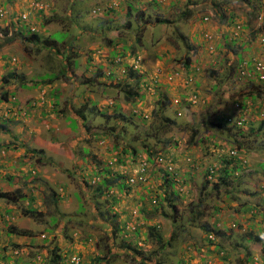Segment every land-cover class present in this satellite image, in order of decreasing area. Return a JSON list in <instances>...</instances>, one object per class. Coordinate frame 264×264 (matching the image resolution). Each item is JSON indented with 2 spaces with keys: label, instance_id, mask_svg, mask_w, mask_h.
Returning a JSON list of instances; mask_svg holds the SVG:
<instances>
[{
  "label": "rangeland",
  "instance_id": "obj_1",
  "mask_svg": "<svg viewBox=\"0 0 264 264\" xmlns=\"http://www.w3.org/2000/svg\"><path fill=\"white\" fill-rule=\"evenodd\" d=\"M80 2L83 7L81 13L86 16L75 24V17L61 20L68 12L64 0H0V11L7 15L5 19L0 17V91L6 87L2 76L14 71L17 79H10L9 82L13 86L19 84L22 76L30 80L33 75L35 77L45 71L59 73V70L64 72L68 69L74 76L73 80L82 83L100 73L102 86L97 91L89 90L92 100L106 113H112L113 104L117 103L121 112L132 121L121 125L123 129L112 123L116 126V138L90 137L87 145L76 139L79 131L71 129L69 121L55 116L48 106L32 107L28 103L27 109L24 108L23 99L38 100L43 96L44 89L47 91L50 86L17 90L16 103L11 106L0 100V120L13 118L7 121V131L0 129L1 148L3 143L5 145L10 141V134L14 132L22 134L23 140H27L16 157L9 152L4 159V154H0V182L1 179L5 182L0 187V193L7 191L16 196L20 193L25 195L17 204H9L12 208L8 213L1 211L0 229L5 239H0L4 244L0 246V264H49L56 248L62 256L58 264H75L70 262V258L77 264H98L96 260L103 254L109 257V264H151L141 262L142 257L148 256L150 262L158 261L159 264H250V260L253 264H264V133L260 127L264 119V81L240 77L239 65L236 64L237 56L264 64V40L259 35L264 31V0H166L159 9L152 8V2L147 0H119L120 8L107 10V13L94 11L98 6L118 5V0ZM53 8L56 11L54 22L42 26L44 18L53 15ZM127 10L130 14H126ZM185 12L190 15L184 17ZM205 16L209 17L207 22L204 21ZM160 19L170 22L159 23L154 28L147 27V21ZM8 20H13L18 27L27 24L31 32L38 30L46 34L47 30L66 29L71 36H81L60 44V52L70 53L68 65L63 66L59 57H54L47 50L39 51V47L30 44L26 47L19 35L8 40V34L3 29ZM129 20L133 25L126 29L124 23ZM106 21L110 23L109 29L105 27ZM141 23H146V27L139 35L134 34L132 29ZM90 24L100 26L98 34L89 38L80 30L81 26ZM205 32L208 38L213 37L208 46L199 45ZM115 34L121 36L122 41L118 42L117 55L113 57V46H108L106 40L112 39ZM180 34L182 37H179ZM134 35L140 37L141 45L133 42ZM232 35L236 37L234 41L230 40ZM56 38H61V35L57 34ZM196 45L198 47L193 48ZM132 51H140L137 61ZM120 54L122 59L118 62ZM185 56L195 61L190 67L181 63ZM121 63L133 64L132 68L137 71L131 73L130 67L124 69ZM96 64H101V68L97 69ZM110 70L115 77H109ZM140 72L147 76H138ZM129 73L131 78H127ZM126 79L133 85L140 80L134 86L141 96L135 105L125 101L119 90L118 80L122 86ZM62 83L65 79L59 73V78L51 84L52 87H59L61 102L70 92V85ZM257 89L260 95H257ZM165 96L169 124L161 128L150 116L157 100ZM183 99L192 100V105L184 104L176 110L172 104H182ZM85 100V96L80 94L74 102L81 104ZM178 111H181L180 116ZM186 112H190L195 123L201 124L198 126L201 128L200 135L204 133L206 136L191 149L192 160H208L215 164L220 159L219 152L226 154L240 144L236 157L243 159L245 167H242V174H245L240 185L233 187L232 184V199L225 193L218 194L201 178L197 169L191 180L189 175L186 177L187 182H194L191 192L187 193L190 189L187 190L183 184L170 187V191H177L174 196L171 194L178 209L174 220L176 224L168 219L171 217L168 206L164 205L163 215L156 211L165 183L153 182L154 178L143 185L122 189L117 194L114 193L115 186L107 194L96 195L99 176L92 175V172L102 168L112 156L114 158L110 148L115 139L121 149L134 147L142 159L146 157L147 147L154 148L156 144L159 146L165 142L169 151L174 153L176 161L173 166L179 170L180 177L183 178L184 170L188 174L182 155L189 135V130L185 129ZM226 118L227 122H241L239 119L242 118L244 125H229L226 130L223 127L217 130L212 126L220 121L224 123ZM95 128L91 125L90 130ZM210 132L214 133L212 141ZM207 139L210 141L206 143ZM214 140L218 142L209 146L208 143L213 144ZM83 144L88 146L87 151H83L86 148ZM27 148L43 151L33 154L27 152ZM123 159L127 164L116 161L114 166L107 168L108 173H124L129 167L127 177L135 178L143 163H130V157L120 160ZM28 171L36 176L35 181L26 175ZM158 171L160 176L161 171ZM83 175L91 179L87 187L83 186ZM52 192H55V198L58 197L56 203L50 202ZM197 196L204 198L202 209L205 216L209 211L214 212L207 222L203 217L192 219L189 202ZM29 208L35 211L34 214L28 213ZM233 215H241L245 219L244 226L241 224L233 229L231 235L234 241L240 242L241 236L249 233L260 238L249 243L251 254L247 260L245 257L238 259V254L232 250L228 254L225 248L229 245L222 244L221 237L215 232L204 230L205 223L212 227L211 222L214 221L216 228L226 231L227 236L230 227L224 228V221L232 222ZM9 226L27 233H14L8 238ZM115 226L117 230L113 229ZM153 226L159 230L162 240L176 230L177 237L163 258L159 255L150 258L152 253L162 250L156 238L148 234ZM136 236L137 250H131L127 244ZM219 244L226 253L223 250V254Z\"/></svg>",
  "mask_w": 264,
  "mask_h": 264
},
{
  "label": "trees",
  "instance_id": "obj_2",
  "mask_svg": "<svg viewBox=\"0 0 264 264\" xmlns=\"http://www.w3.org/2000/svg\"><path fill=\"white\" fill-rule=\"evenodd\" d=\"M89 0H84V3H86ZM149 2H152L151 7L152 8H161L163 6L162 0H147ZM65 4H66V9H68V12H66L65 16L63 18H61V20L63 19H72V18H76V22L75 24H77L79 22V20L84 19V17L86 16L84 13H81V9L83 10V7L80 6L81 2L80 0H64ZM110 5V8H109ZM48 6V5H47ZM147 7V6H145ZM120 8V2L118 0V5H114L111 6V4H108L106 6H98V9L95 10L96 11H101L103 13H107V10L110 9H116L118 10ZM128 8L130 9V6H128ZM0 13L3 16V19H5L7 17V15L3 14L2 11H0ZM53 15L51 16H46L44 18V20L42 21V26L46 25V24H52L56 18V11L53 8ZM126 14H130V11L127 10ZM187 14H189V12H185L184 13V17L187 16ZM190 15V14H189ZM24 19V18H23ZM21 19L23 22L24 20ZM209 19H205L204 21L207 22ZM165 22H170L169 20H165V19H160V20H155V21H147L148 26L150 28H154L155 26H157L159 23H165ZM83 23V22H82ZM175 23V22H173ZM124 25L126 26V29H128L130 27V25H133L132 22L126 21L124 23ZM22 27H18L15 22L13 20H8L6 26H3V29H5V32H7L9 39L8 40H13L15 36H20L22 38V40H24V43H26V47L30 45L33 46H37L39 47L38 50H47L48 53H50L51 55H53L54 57H59V59L61 60V63L63 64V66L68 65L69 59H70V53L65 52L62 53L60 52V44L63 41H67V42H71V38L73 40L76 39H80L79 35L77 36H71L68 30H58L55 29L54 31L50 32L47 30L46 34L44 33H39L38 30L36 31H32L28 28L27 24L25 25V23H23L21 25ZM76 26V25H75ZM99 24L95 27H93L91 24L88 26H81V30L80 32L82 34H87L88 37H92L98 34L99 31ZM140 26V27H138ZM138 26H134V28L132 29V31L134 32V34L136 33L137 35L140 34L141 31H143L144 27H146V23H141ZM107 29L110 28V23L109 21H106V26ZM24 30L26 31V35L24 34ZM60 34L61 38H56V35ZM81 34V35H82ZM205 34H207L206 32L202 34L201 41L199 42V45H206L208 46V43H212L213 41V37L212 38H208ZM195 35V34H194ZM260 36H264V31L261 33L259 32ZM179 37H182V34L179 35ZM235 36H231L230 40H235ZM79 41V40H77ZM119 41H122V37L118 36V34H115L113 36L112 39H108L106 40V43L108 46H113L111 53L112 56L115 57L117 55L116 53V47ZM136 45H141V40L140 37H136L134 35V41H133ZM204 42V43H203ZM28 44V45H27ZM198 45H196L193 48H197ZM134 52V59H136L137 61V57L140 54V51H132ZM5 57V56H2ZM117 58H119L120 60L118 62L121 61L122 59V55L120 54V56H117ZM195 61L190 58V57H183V60H181V63L183 65H186V67H190ZM113 64H118L115 62H112ZM258 63H262L259 60H252V59H245V58H241L240 56H237L236 59V64H238V68L239 69V73H240V77H246L248 79H255L257 81H264V79L260 78V71L257 70L255 68L256 64ZM66 64V65H64ZM123 68L124 67H130L129 71L131 73H135V69L132 68L133 64L128 66L127 63H121ZM263 64V63H262ZM97 69L101 68V64H96ZM125 69V68H124ZM126 71V70H125ZM214 73V70H212ZM193 72H195V68L193 70ZM59 73L64 77L65 79V83L62 84H66L67 86L70 85L69 89L70 92L68 94V97L64 99L63 102L60 101L61 97H62V93L59 91V87H52L51 84L59 78ZM59 73L57 72H48L45 71L42 74H39L37 76L34 77V75L30 78V80H26L24 76L20 77V81L19 84L13 86L11 84H9L10 79H17V74L16 72H9L6 76H2V81L4 83V90L0 91V100L4 101L5 103H9L10 106L15 104V100H16V91L17 90H22V89H38V88H42L44 89L45 87H48V90L46 91V89H44V93L42 94L43 96L35 101L29 100L27 98L23 99V101L25 100V104L26 106H24L25 109H27L28 107V103L33 107V106H43L46 107L48 106L49 111H52L53 114L59 118H64L66 120L69 121V126L71 127V129L73 130H78L79 131V137L76 136V139L80 142L83 141V143L88 145L87 141H90V137H96L99 138L101 137H111V138H116L115 135V129L116 126H120L121 129H123V127L121 125H124L125 123H129L131 122V118L127 116V114H125L124 112H121L120 106L117 103H114V111L111 112H102V110L100 109V107H98L96 105L95 100H92V96L89 93L90 91H97L98 87L102 86V82L100 81V77L102 76V74H97L93 77L88 78L87 82H80V81H75L73 80V77L71 75L70 70L66 69L64 72L61 70H59ZM113 71L110 70L109 72V77L113 78L115 77L114 74H112ZM131 73L128 74L127 78H131ZM238 73V71H237ZM138 76L140 77H145L147 76L146 73H138ZM126 79V82L124 83V85L120 86V80H118V87L119 90L122 91V97L124 98L125 101L130 102L132 105L136 104V101H138L137 99H139L141 96L140 94H138V92L135 91L134 86H137L139 84L140 80H136L134 82V85L132 83L129 82V80ZM101 83V84H100ZM159 82H156L155 84H158ZM90 85V86H88ZM97 85V86H94ZM217 85V84H215ZM85 93H87V95H85ZM257 95H260L259 89H257L256 91ZM80 94H83L85 96V102L81 103V104H75L74 100L75 98L79 97ZM11 98V99H10ZM116 98V97H115ZM117 99V98H116ZM167 97L165 96V98L161 97L157 100L156 105L153 107V109L151 110V119L153 120V122H157L159 124V127L161 128H165L169 123V118L166 115V101ZM39 101H42V103H40ZM133 101V102H132ZM184 104H186L187 106L192 105V100L190 99H183L182 100V104L181 103H177L174 102V105L176 107V110H178L181 106H183ZM4 109L6 110V108L4 107ZM186 109V108H185ZM26 113V110H24ZM188 111V110H187ZM181 111H178V115L180 116ZM42 113L44 114V111H42ZM3 116H6V112H3ZM98 117V118H97ZM3 118V117H2ZM9 118V117H8ZM186 118H187V122L185 125V129L189 130V135L187 138V142H186V146L183 150V154L184 155V161L187 163V171L188 174L185 173V170L183 171V178L180 177V172L179 170H177V167L173 166V164L175 163L176 159L174 156L173 152L169 151V147L166 146L165 142H162L161 145H155L154 148H150L147 147L145 154L146 157L145 159H142V157L140 156V152L136 151V149L134 147H130L127 146L124 149H121L120 144L118 143V141L115 139L114 144L111 146L110 151L114 153V158L112 156L111 160H108V164L104 163L102 165V168H99L98 171H94L92 172V175H96L99 176L98 182L99 185L96 188V195L98 194H107L109 193V191L111 189H113L115 186L117 187V189L115 190L114 188V193L117 194L119 192H121L122 189L127 190L129 189V187L131 188L133 185H143L144 182H151V180L154 178L153 182H158L160 184V182H164L165 186L163 187L162 190V195L160 197V206H156V211L162 212L163 208H165L164 205H166V207L168 206L170 208V213H171V217H169L168 219L172 221V224H176V222L174 221L177 218V213H178V209L174 206L176 204H174V200L171 197L174 196L175 194H177L176 190H172L170 191V187L173 185H184L185 188L188 190V192L192 191V187L194 182H187L186 181V177L187 175H189V180H191V178L194 176V173L197 169V171H200V176L204 181H207V183H209L212 188L214 190H217V193H225L226 195L230 196L233 193V190L235 186L240 185L242 182V176L245 174H242V167H245V164L243 162V159L236 157L237 152H239V148H240V144H237V147L235 149H231L227 152H225L226 154H222L224 151H222L221 153H218V157H220V159H218V163H213L212 161H206V162H199L198 160H192L193 157L190 156L192 151L191 149L193 148V146L196 144V142L198 143L199 141H203L204 139H206L204 136V133L200 135V130L201 128H198V126H200V123H195L192 120L191 114L190 112H186ZM11 120H13V118H9ZM9 119H2L0 120V129L2 131H7V121ZM239 120H241V122H227V118L225 120V122H218L216 124H213L212 126L215 127V129H219V127H223V130L229 129V127L234 126V127H243L244 125V120L242 118H240ZM112 121V122H111ZM238 121V120H237ZM98 122H100L99 124H97ZM115 124L116 126H112L111 124ZM91 125H94L96 128L94 130H90L91 129ZM98 125V126H97ZM230 125V126H229ZM229 126V127H228ZM260 127L262 132L264 133V119H262L261 123H260ZM219 132V131H218ZM220 133H224V132H220ZM210 140L212 141V137L214 136L213 132H210ZM115 136V137H114ZM209 139L206 140V143L208 141H210ZM225 140V139H224ZM223 140V141H224ZM9 141V140H8ZM167 141V140H166ZM216 142L214 140V143L211 144V142H209V146L210 145H215ZM25 140H23L22 138V134H19L17 132H14L12 134H10V141L7 142V144L2 145V154L7 155L9 150H13L15 152H19V150L21 149V147H25ZM177 142H175L176 144ZM83 144V145H85ZM86 146V148H83V151H87L88 150V146ZM125 145V144H124ZM0 149H1V144H0ZM230 149V148H229ZM27 152L29 153H33L35 154V152H42V149H35V148H27L26 149ZM78 156V155H76ZM122 157L128 158L130 157V163H132L133 161L135 163H139V165L141 163H143L142 168L140 169V171L137 172V175L135 176V178H131V177H127L128 174V169L129 167H126L125 172L124 173H117V174H110L107 171V168H110V166H114L116 161H121L124 164H127V162H125V160H120ZM84 159V158H83ZM115 159V160H113ZM119 159V160H118ZM194 161V162H193ZM129 162V161H128ZM204 163H206L205 165L207 167H203ZM119 164V163H118ZM219 164V166H218ZM199 167H201L199 169ZM158 169L161 171V174H159L160 176H158ZM107 171V172H106ZM241 171V174L239 175V172ZM29 172V171H28ZM247 173V171H245ZM179 174V175H178ZM31 180L35 181V177L33 174H31V172L26 174ZM103 175V176H102ZM102 176V177H101ZM178 176V178H177ZM89 177V176H88ZM87 176H82L83 180V186L87 187L89 182H90V178H88ZM28 178V179H29ZM178 179V180H175ZM2 182L0 183H5L4 180L1 179ZM8 181V179H7ZM180 181V182H178ZM133 182V183H130ZM9 183V182H8ZM233 184V187H232ZM3 185H0V187H2ZM188 188H187V187ZM219 188H222L219 189ZM17 192H19V190H16ZM221 191V192H220ZM113 196V195H112ZM25 197L24 194H18V196L16 195H12L10 194V192H1L0 193V198H2L3 202L5 203V208H4V213H8L10 211V209L12 207L9 206V204H17L21 199H23ZM58 198V197H56ZM56 198H55V192H52V194L50 195V202L56 203ZM232 199V198H231ZM157 200V199H155ZM195 200V201H194ZM203 200L204 198L197 196L196 199L192 198V201L189 202V205L191 204V212H192V219H199L200 217L203 219H205V221H208V218H210L212 216V214L214 213L213 211H209V214L205 216V214H203V209H202V205H203ZM194 201V202H193ZM184 203V202H183ZM244 205V202L241 203V206ZM14 207V206H13ZM34 210L29 208L28 209V213L29 214H34ZM162 212L159 215H163ZM8 215V214H7ZM190 215V214H189ZM253 216V215H252ZM230 219H232V215L229 216ZM244 217H242L241 215H233V221L230 222L229 220L224 221V228H229V232L230 234H228L226 236V231L224 232V230H219V228H216V222L212 221L211 224H213V226L211 227L210 224L205 223L204 225V230L205 231H213V233L215 235H217L218 237H221L220 242L222 244L227 243L229 245V247L225 248L227 249V253L231 254L229 251L232 250L233 253H237L238 254V259L245 257L246 260L248 259L249 255L251 254V252L248 250V246L249 243L251 241L254 240H259L260 238L254 234L249 233V235L246 236H241L240 238V242L238 240H233V237L231 235V233L233 232V229L236 230L237 227H239L241 224L244 226ZM233 223V224H232ZM234 223L236 224L235 227H231V225H234ZM151 224V223H150ZM181 224L178 225V227H180ZM251 228V227H250ZM113 229H118L117 226H115ZM176 229V228H175ZM232 229V230H231ZM0 239L4 240L5 238H3L2 236V229H0ZM156 232H153V231ZM239 230V229H238ZM8 234L7 236L12 237L14 235V233L17 234H22L24 235L25 230H21V229H16L13 226H9L7 229ZM178 232V231H177ZM115 233V232H114ZM137 233V231H136ZM149 236L151 237H155L156 241L160 244V247L162 248L161 251L159 252H155L152 253L150 255V258L153 257V255H159L160 258L165 257V255L167 254L165 251H167L169 248V245H172L174 243V240L176 239V230L174 232V234H170L166 237V239L162 240V236L159 233V230H157L154 226L151 228V230L149 231ZM149 239L152 241V239L149 237ZM1 241V240H0ZM130 243L127 244L128 247L131 248V250H135L136 249V243H138V237H134L131 238L129 240ZM222 244H219L220 247L222 248ZM2 244L0 242V246L2 247ZM216 246V245H215ZM2 248H0V252H1ZM137 250V249H136ZM145 250V249H144ZM223 248H222V252H223ZM224 252L226 253V251L224 250ZM223 252V254H224ZM254 256V254L252 255ZM141 257V256H140ZM158 257V258H159ZM255 257V256H254ZM16 258L18 259V256H16ZM62 256L59 253V251H57V248L55 250H53V256L51 257V262L49 264H58L59 261L61 260ZM148 257H142L141 258V262L144 263H153V264H159L158 261H154V262H150L148 260ZM253 258V257H252ZM251 258V259H252ZM109 257L106 255H101L97 258L96 261H98V264H109L108 263ZM70 262L77 264L78 262L72 261V259L70 258ZM250 264L251 260L249 261ZM30 264V263H28ZM92 264H95V262H93Z\"/></svg>",
  "mask_w": 264,
  "mask_h": 264
},
{
  "label": "crops",
  "instance_id": "obj_3",
  "mask_svg": "<svg viewBox=\"0 0 264 264\" xmlns=\"http://www.w3.org/2000/svg\"><path fill=\"white\" fill-rule=\"evenodd\" d=\"M25 141H27V140H25ZM27 144V143H26ZM9 152H11L12 153V157H16L18 154H19V152L17 151V152H12L11 150H9L8 151V153ZM0 154H2V148L0 149ZM7 155H4V159L5 158H7L6 157ZM0 185H4V183L2 184V183H0ZM5 203L3 202V200H2V198H0V215H2V210L4 211V208H5V205H4ZM5 212V211H4ZM0 232H1V230H0ZM8 238H11L10 236H7Z\"/></svg>",
  "mask_w": 264,
  "mask_h": 264
},
{
  "label": "built area",
  "instance_id": "obj_4",
  "mask_svg": "<svg viewBox=\"0 0 264 264\" xmlns=\"http://www.w3.org/2000/svg\"><path fill=\"white\" fill-rule=\"evenodd\" d=\"M1 15L2 14L0 13V16ZM205 19H207V17H205ZM205 35L207 36V34H205ZM261 40H264V36L261 37ZM255 68L260 71V78L264 79V64L258 63V64H256Z\"/></svg>",
  "mask_w": 264,
  "mask_h": 264
},
{
  "label": "clouds",
  "instance_id": "obj_5",
  "mask_svg": "<svg viewBox=\"0 0 264 264\" xmlns=\"http://www.w3.org/2000/svg\"><path fill=\"white\" fill-rule=\"evenodd\" d=\"M165 1H166V0H162V3L164 4ZM171 1H173V0H171ZM0 17H2V15H1ZM205 17H207V18L209 19L208 16H205ZM205 17H204V18H205Z\"/></svg>",
  "mask_w": 264,
  "mask_h": 264
}]
</instances>
